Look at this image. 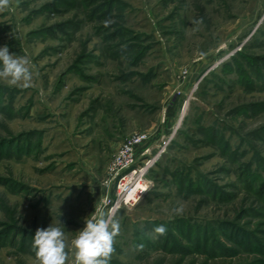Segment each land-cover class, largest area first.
Returning a JSON list of instances; mask_svg holds the SVG:
<instances>
[{"label": "rangeland", "instance_id": "rangeland-1", "mask_svg": "<svg viewBox=\"0 0 264 264\" xmlns=\"http://www.w3.org/2000/svg\"><path fill=\"white\" fill-rule=\"evenodd\" d=\"M4 44L33 76L0 80V264H39L33 234L59 222L75 264L101 212L110 264H168L170 241L229 245L233 226L264 242V0H0Z\"/></svg>", "mask_w": 264, "mask_h": 264}, {"label": "clouds", "instance_id": "clouds-1", "mask_svg": "<svg viewBox=\"0 0 264 264\" xmlns=\"http://www.w3.org/2000/svg\"><path fill=\"white\" fill-rule=\"evenodd\" d=\"M32 76L27 56L10 52L7 44L0 45V80L7 81L11 86L20 82L27 85ZM166 230L164 225L154 229L161 235ZM118 233L119 223L103 212L98 217H86L84 226L72 240L75 264H110L114 238ZM67 244L65 226L61 222L37 228L33 234V248L39 264H66Z\"/></svg>", "mask_w": 264, "mask_h": 264}, {"label": "trees", "instance_id": "trees-1", "mask_svg": "<svg viewBox=\"0 0 264 264\" xmlns=\"http://www.w3.org/2000/svg\"><path fill=\"white\" fill-rule=\"evenodd\" d=\"M235 228L233 226L231 229L232 232L228 231L223 233L229 245L223 243L215 231H212V233L209 232V236L196 235L194 239H190L188 243L184 244L179 239L170 241L169 246L164 245V249L167 253L176 257H172L168 264H230V261L226 259L236 256L239 252L259 254L260 256L264 255V242L256 237V233L253 230L244 227H239V229ZM254 231L262 232L258 228ZM239 233H243L244 236L238 235ZM196 254L204 255V258L198 261L193 257L186 262L183 261L187 255ZM217 258H219V261H214ZM151 264H164L163 258L156 259ZM242 264H264V257H254L252 260Z\"/></svg>", "mask_w": 264, "mask_h": 264}, {"label": "built area", "instance_id": "built-area-1", "mask_svg": "<svg viewBox=\"0 0 264 264\" xmlns=\"http://www.w3.org/2000/svg\"><path fill=\"white\" fill-rule=\"evenodd\" d=\"M145 137H146V135L143 133H136V134L132 135L130 138H128L121 145L119 154L117 155L115 161L113 162V165L114 166L119 165L120 167L129 166L132 162V151H133L134 145L137 144L138 142H140L141 140H143ZM122 162H123V164H122ZM125 177L126 176H124L123 179ZM121 182H122V180H121ZM140 184H141V182L138 181L137 182L138 187H135L131 192L128 191L129 194L127 196L130 195L129 199H127L128 202L135 201L136 198L140 195V193L142 191H144L143 185L141 186ZM118 193H121V191L119 189H118ZM124 202H125V200H124Z\"/></svg>", "mask_w": 264, "mask_h": 264}, {"label": "bare ground", "instance_id": "bare-ground-1", "mask_svg": "<svg viewBox=\"0 0 264 264\" xmlns=\"http://www.w3.org/2000/svg\"><path fill=\"white\" fill-rule=\"evenodd\" d=\"M142 186V184H140ZM130 196V195H129Z\"/></svg>", "mask_w": 264, "mask_h": 264}]
</instances>
